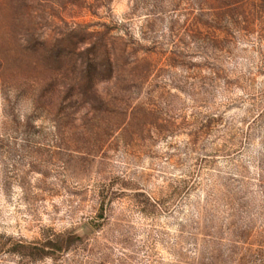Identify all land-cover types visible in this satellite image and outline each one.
<instances>
[{"label":"rangeland","instance_id":"rangeland-1","mask_svg":"<svg viewBox=\"0 0 264 264\" xmlns=\"http://www.w3.org/2000/svg\"><path fill=\"white\" fill-rule=\"evenodd\" d=\"M0 264H264V0H0Z\"/></svg>","mask_w":264,"mask_h":264},{"label":"trees","instance_id":"trees-1","mask_svg":"<svg viewBox=\"0 0 264 264\" xmlns=\"http://www.w3.org/2000/svg\"><path fill=\"white\" fill-rule=\"evenodd\" d=\"M98 59H99V56L95 55L93 60H91V61L88 60L87 63L81 64L82 71L88 72V73L92 72V73H94L95 76H96V74L98 75L102 70L103 64L105 63V62L102 63L101 61L99 62ZM115 67H116V61H114L113 59L112 60L111 59L106 60V68H107L108 72L113 73ZM92 76L93 75H90V74L87 75L86 74L84 77L86 78V81H87V80L93 78ZM120 115H121V113H120ZM122 117H123V114H122ZM123 124L124 123L122 121L121 123L110 125V127L107 128V131H110L111 133H115Z\"/></svg>","mask_w":264,"mask_h":264}]
</instances>
